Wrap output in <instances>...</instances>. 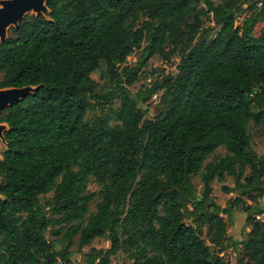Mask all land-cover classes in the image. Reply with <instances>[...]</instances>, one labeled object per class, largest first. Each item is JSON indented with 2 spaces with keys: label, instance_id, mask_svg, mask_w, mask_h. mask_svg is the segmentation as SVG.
Here are the masks:
<instances>
[{
  "label": "trees",
  "instance_id": "obj_1",
  "mask_svg": "<svg viewBox=\"0 0 264 264\" xmlns=\"http://www.w3.org/2000/svg\"><path fill=\"white\" fill-rule=\"evenodd\" d=\"M47 5L50 21L28 15L0 43V89L42 85L0 113L10 127L0 161V264H74L77 236L79 250L110 242L92 249L88 264H110L119 253L125 264H231L221 256L229 249L235 264H264V156L248 132L253 123L264 136V0ZM143 45V65L180 59L177 73L150 91L162 93L154 119L127 88L140 67H124V81L117 72ZM103 64L117 81L109 90L92 78ZM115 99L118 108L87 120L94 105ZM221 147L226 154L207 162ZM228 177L239 196L222 207L212 183ZM238 207L250 231L235 243L228 228Z\"/></svg>",
  "mask_w": 264,
  "mask_h": 264
},
{
  "label": "rangeland",
  "instance_id": "obj_2",
  "mask_svg": "<svg viewBox=\"0 0 264 264\" xmlns=\"http://www.w3.org/2000/svg\"><path fill=\"white\" fill-rule=\"evenodd\" d=\"M245 8V7H244ZM242 19V18H241ZM206 26H211L209 22L206 23ZM213 27V26H212ZM205 34H203L202 38H204ZM143 47L140 49H136L132 55L127 59V61L117 68V72L121 75V79L125 80V73L123 71L124 67L133 68L140 67L138 72V79L132 85L127 88L130 92L139 97L140 99V107L141 110L147 119H154L158 115V113L162 109V105L160 104V96L161 92L150 94L156 85L162 82V80L167 75H175L177 73V65L179 64L180 59L178 56H173L170 60L165 59V57L155 56L147 61L145 65H143ZM92 78L99 83L101 87H104L105 90H109L116 85V80H112L107 73L106 65L103 64L101 69L92 74ZM1 80V76H0ZM125 85V83H124ZM143 101V98L146 99ZM93 104V102H92ZM119 100H114L113 105H107L104 108H101L100 105H94L87 115V120L91 121L100 114L109 113V107L118 108ZM248 132L251 136L252 149L260 156H264V136L260 132V129L255 127L253 123H251L248 127ZM226 154V150L221 147L217 150V152L212 155L207 162L213 161L214 159L224 156ZM192 182L196 187L198 192L203 190V182L200 176H194L192 178ZM213 192L212 197L215 202L222 207H226L228 202L232 199H235L239 196V193L235 190L234 182L231 177H228L225 182H219L218 180H214L212 183ZM224 187L227 189L225 190ZM89 190L91 192L98 193L100 190V186L96 182L94 178H91L89 182ZM52 198L51 194L45 195L41 197V203L46 204ZM96 203L97 200L92 202L90 206V213H94L96 211ZM246 205H253L250 201L246 200ZM259 205L264 207V199L259 201ZM248 214L244 212L241 207L236 208L233 211V224H231L228 228V235L232 238L233 242L240 243L243 241L248 232L250 231V226L247 223ZM226 218V217H225ZM259 219H264V216L258 217ZM188 224H192L191 221H187ZM46 237L48 239H55L51 236L50 232L46 233ZM204 240L209 243V235H208V227H204ZM212 247V246H211ZM110 248V242L103 238L95 239L89 246H86L79 250V237H75L73 240V245L71 247V251H73V263L74 264H88V255L91 253L92 249H104L107 250ZM214 248V247H212ZM225 260L229 261L231 264H235L237 261V255L233 249H229L228 251L221 254ZM128 261L127 255L125 253H119L115 256H112L110 264H125Z\"/></svg>",
  "mask_w": 264,
  "mask_h": 264
},
{
  "label": "water",
  "instance_id": "obj_3",
  "mask_svg": "<svg viewBox=\"0 0 264 264\" xmlns=\"http://www.w3.org/2000/svg\"><path fill=\"white\" fill-rule=\"evenodd\" d=\"M49 0H0V43L9 38L12 29H18L20 23L29 16H43L51 20V10L48 7ZM42 85H28L24 87H8L0 89V113L7 108L18 105L30 95H35ZM10 130L7 123L0 122V161L3 160V152L8 148L5 134ZM0 198L1 195L0 180Z\"/></svg>",
  "mask_w": 264,
  "mask_h": 264
}]
</instances>
